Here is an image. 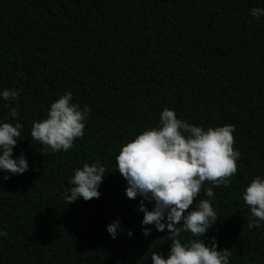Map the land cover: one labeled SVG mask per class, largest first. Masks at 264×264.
Wrapping results in <instances>:
<instances>
[{"label":"trees","instance_id":"trees-1","mask_svg":"<svg viewBox=\"0 0 264 264\" xmlns=\"http://www.w3.org/2000/svg\"><path fill=\"white\" fill-rule=\"evenodd\" d=\"M254 7L264 0H0V92H20L14 102L0 97V123L22 124L12 158L29 166L22 175L0 171V264L167 258V228L142 226V198L126 197L115 161L123 144L158 126L164 108L205 130L235 127L237 173L213 197L205 183L197 198L218 216L201 240L231 251L229 264H264V221L249 229L242 200L252 179H264V16L253 17ZM66 92L90 112L83 137L53 153L30 130ZM97 162L106 170L99 198L68 205L75 169ZM191 238L182 233V242Z\"/></svg>","mask_w":264,"mask_h":264},{"label":"clouds","instance_id":"clouds-1","mask_svg":"<svg viewBox=\"0 0 264 264\" xmlns=\"http://www.w3.org/2000/svg\"><path fill=\"white\" fill-rule=\"evenodd\" d=\"M250 14L264 16V8L254 7ZM19 95V90L0 92V97L10 102L16 101ZM72 100L71 92H66L50 104L46 118L33 122L31 139L43 145L45 150L67 152L76 139L83 137L90 109L83 106L81 110V106ZM9 116L15 120L18 110L10 108ZM22 127L21 123H0V171L22 175L28 170L23 155L12 158ZM234 132L233 125L205 130L178 119L173 110L164 108L158 126L143 130L120 148L115 157L116 168L127 182L126 197L130 200L142 198L138 209L143 213L142 226L154 225L159 232L165 228L168 231L170 250L167 258L153 252L152 264H229L231 251L218 250L214 238L211 246L201 240L218 216L211 200L200 199L197 203V198L205 183L212 187L204 190V196L213 197V188L227 186L237 173L240 153L234 148ZM105 171L99 162L76 168L70 181V195L64 196L66 203L69 205L81 198L84 201L98 199V188ZM3 179L7 180L8 176ZM242 200L254 218L249 221L248 228H259V222L264 221V179H252L242 193ZM145 201L153 203L151 210L145 207ZM194 203V210H189ZM118 228V221L107 226L113 239ZM182 233H189L192 238L182 242ZM149 234L150 229L144 227L143 235ZM6 235V232H0V236ZM131 235L128 232V236Z\"/></svg>","mask_w":264,"mask_h":264}]
</instances>
